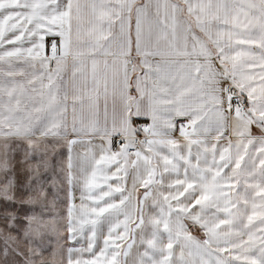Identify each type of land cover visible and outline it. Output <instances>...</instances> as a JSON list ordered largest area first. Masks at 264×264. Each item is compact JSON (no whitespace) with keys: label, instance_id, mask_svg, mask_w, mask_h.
Returning a JSON list of instances; mask_svg holds the SVG:
<instances>
[{"label":"snow or ice","instance_id":"1","mask_svg":"<svg viewBox=\"0 0 264 264\" xmlns=\"http://www.w3.org/2000/svg\"><path fill=\"white\" fill-rule=\"evenodd\" d=\"M0 264H264V0H0Z\"/></svg>","mask_w":264,"mask_h":264}]
</instances>
